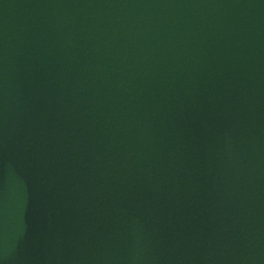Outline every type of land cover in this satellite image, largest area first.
Here are the masks:
<instances>
[{
    "label": "water",
    "instance_id": "obj_1",
    "mask_svg": "<svg viewBox=\"0 0 264 264\" xmlns=\"http://www.w3.org/2000/svg\"><path fill=\"white\" fill-rule=\"evenodd\" d=\"M0 264H264V0H0Z\"/></svg>",
    "mask_w": 264,
    "mask_h": 264
}]
</instances>
